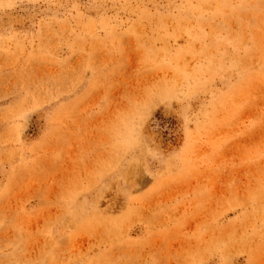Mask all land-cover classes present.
Masks as SVG:
<instances>
[{
	"label": "rangeland",
	"instance_id": "obj_1",
	"mask_svg": "<svg viewBox=\"0 0 264 264\" xmlns=\"http://www.w3.org/2000/svg\"><path fill=\"white\" fill-rule=\"evenodd\" d=\"M0 264H264V0H0Z\"/></svg>",
	"mask_w": 264,
	"mask_h": 264
}]
</instances>
